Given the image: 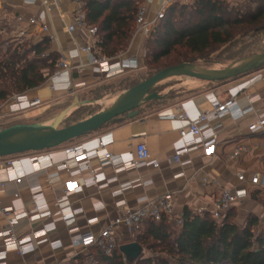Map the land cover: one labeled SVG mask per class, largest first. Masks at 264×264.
<instances>
[{
    "label": "crops",
    "instance_id": "0c3cea01",
    "mask_svg": "<svg viewBox=\"0 0 264 264\" xmlns=\"http://www.w3.org/2000/svg\"><path fill=\"white\" fill-rule=\"evenodd\" d=\"M43 1L0 0L1 42L7 43L10 39L13 40L18 17L38 16L40 23L48 25L50 31L55 30L58 33L64 49L74 50V43L66 29L75 13L81 7L84 8L85 3L78 4L74 0H50L48 11L42 5ZM161 2V0H152L149 5L150 17L160 9ZM27 29L33 34L31 39L33 43L40 42L44 37L48 38L41 30V26L27 27ZM74 37L80 39L78 34ZM140 44L141 35L133 33L132 48L122 57L129 58L137 54ZM52 49L57 50L55 43H52ZM80 60L84 66L81 73L68 71L52 81L47 80L44 86L29 92L30 96L40 97L49 103L64 98H68L65 102L74 101L76 98L86 101L74 95L79 88L110 82L101 81L98 70L88 65L87 55L80 54ZM50 83L55 84V92L50 90ZM212 92L221 100L238 96L242 107L248 105L251 97L258 96L259 100L254 105V111L242 119L234 120L227 117L222 120L218 129L217 154L211 159L203 156V147L200 145L198 150L184 155L181 163L172 160L175 150L183 146L191 137L185 140L179 135V129L184 127L187 121L171 119L170 116L183 107L189 119H196L202 110L208 108V103L202 95L181 104L167 105L166 102H161L149 113H142L145 109L144 105L138 109L136 117L121 116L100 131L76 139L67 145L40 152L49 156L54 164L48 169L35 171L29 158L31 153L19 155L17 157L21 159L26 173L21 183L11 180L6 168H0V183L4 184L0 196L4 207H12L19 211L26 210L30 217L47 211L51 213V217L45 219L30 220L29 217H23L18 221L15 231L19 237L44 229L46 235L40 240L35 239L34 251L25 256L9 251L7 264H77L82 259H87L89 262L91 259L88 256L94 249V243L101 231L121 214V209L117 205L120 201H124L131 208H139L150 200L174 193L175 212L182 214L185 209L194 211L199 207L211 208L222 188L241 186L237 180L238 172L248 176L264 173V132L251 133L248 129L249 124L256 118V112L264 111V68L243 75L242 78ZM93 104L88 102L85 106L91 107ZM104 109L106 108H100L92 115ZM35 111L37 113L32 116L28 113L25 119L37 120L44 112L40 108ZM53 120L54 118H50L40 123L51 124ZM108 133L114 138L111 146L114 154L120 155L124 160H131L134 157L135 146L145 142L152 158L158 161L160 166L154 168L145 165L117 171L110 164L94 158L91 160V165L96 171V182L90 184H85L90 175L87 172L79 173L78 163L75 160L69 161V166L73 169L71 175L56 168V165L66 160V147L82 145L92 154L98 146V138ZM238 149V156L230 159L229 155ZM70 176L80 180L81 188L70 197L59 201L57 198L62 193V184ZM250 199L251 196L237 207ZM65 209H68L70 215H64ZM170 223L176 225L174 221ZM4 224L5 221L0 222V231ZM42 240L44 241L41 242ZM134 241L138 242L136 239H129L124 228L120 229V246ZM3 244L0 239V252L5 249ZM146 252L143 248L141 258L152 255ZM124 259L128 260L125 256Z\"/></svg>",
    "mask_w": 264,
    "mask_h": 264
},
{
    "label": "built area",
    "instance_id": "2783aa9c",
    "mask_svg": "<svg viewBox=\"0 0 264 264\" xmlns=\"http://www.w3.org/2000/svg\"><path fill=\"white\" fill-rule=\"evenodd\" d=\"M78 4H83V0H74ZM160 9L153 17L149 16V5L152 0H142L141 5L136 14L135 19V35H141V45L143 46L152 32L158 27L160 22L165 18L168 7L178 1L188 3L189 0H161ZM42 5L49 11L50 0H44ZM41 26V30L47 35L48 39L55 43L60 59L57 62L55 71L50 75L49 81L60 77L65 72L76 71L81 73L84 70L80 54L87 55L89 66L96 68L101 75V81H111L122 77L128 73L136 72L140 68V54L137 53L129 58H123L122 55L111 58L102 53L99 46V29L95 25L88 23L86 13L81 7L74 15L71 24L67 26V33L70 35L75 49L68 51L64 49L60 42L58 33L50 31L48 25L40 23V17L31 16L17 18V28L15 36L5 43L6 46H22L32 39V32L27 27ZM79 35L77 40L74 35ZM12 40V41H11ZM1 42V39H0ZM43 54L42 56H46ZM78 61V62H77ZM52 92L56 91L54 83L49 86ZM208 103V108L200 112L194 120L189 119L187 112L181 107L178 111L171 115V119H183L187 124L179 129V135L186 140L183 146L175 150L172 160L175 163H181L182 157L191 152L198 150L200 145L203 147V156L211 159L217 154V137L218 129L224 118H232L234 120L242 119L248 113L254 111V105L259 100L258 96L251 97L247 106L242 107L239 104L238 96H232L221 100L214 92L204 94ZM49 101L40 97H31L29 92L12 95L5 102H0V126L5 125L11 119L26 116L30 111L47 105ZM251 133L264 132V111L256 112V118L248 127ZM114 138L111 133L101 135L98 138V146L94 153H88L82 145H70L65 148L66 160L56 165L61 171H66L71 175L72 168L69 166L70 160H75L78 164L77 171L79 173L87 172L90 178L85 184L96 182V171L91 165V160L99 159L103 163L110 164L115 170H126L138 168L145 165H151L158 168L160 163L152 158L149 148L145 142L138 143L134 149V157L131 160H124L120 155H116L111 151ZM239 154V149L229 155L230 159H235ZM33 169L35 171L48 169L54 164L49 156L40 154V152L31 153L29 155ZM0 168L8 170L11 180L21 183L26 173L22 167L21 159L17 156L0 159ZM237 180L241 186L232 188H222L219 197L213 202L211 208L199 207L193 212L202 214L209 212L213 219L222 224L228 212L237 207L246 198L250 197L253 192L260 191L264 193V173H254L251 176L238 172ZM81 182L77 177H69L62 184V193L58 196V200H64L81 188ZM4 187L0 183V193ZM118 207L121 214L105 229H103L95 241V246L102 249L107 255L120 248L119 236L120 229L124 228L129 239H136L137 235L143 230L148 220L159 222L163 217H167L169 221H174L177 226L183 222V213L175 212L176 196L174 193H168L158 199L150 200L139 208H131L124 201H120ZM35 207V206H34ZM33 207V208H34ZM64 215H70L68 209L64 210ZM23 217H29L30 220L45 219L51 217L50 212L38 213L30 217L26 210H15L12 207H4L0 196V222L5 224L0 231V239L3 241L4 250L0 252V264H7V255L9 251H15L19 256H25L34 251L35 239L40 240L46 235V230L34 232L24 237L16 234L15 227L18 221ZM42 240L41 242H43Z\"/></svg>",
    "mask_w": 264,
    "mask_h": 264
},
{
    "label": "trees",
    "instance_id": "16d2710c",
    "mask_svg": "<svg viewBox=\"0 0 264 264\" xmlns=\"http://www.w3.org/2000/svg\"><path fill=\"white\" fill-rule=\"evenodd\" d=\"M83 2L88 23L99 29L98 44L102 53L114 58L126 52L142 0ZM248 2L255 7L246 14L236 13L227 0H193L191 7L178 1L172 3L147 40L152 63L157 64L160 59L173 55L167 66H177L187 61L190 54L202 56L214 46L234 41L236 35L263 32L264 0ZM190 9L196 11L197 19L185 17ZM7 55L0 59V102L6 101L14 92L26 93L44 85L60 59L46 37L37 43L27 42L22 51L15 50ZM161 66L159 69L163 68ZM168 100L165 96L153 103ZM82 111L81 108L74 110L65 122L69 120L68 125L77 123L94 112L81 118ZM253 195H261V192H253L251 197ZM233 209L222 224H218L209 212L198 214L189 209L184 210L179 226L171 224L167 217L159 222L148 220L136 238L143 248L146 245L147 250L153 252L146 258L125 260L120 248L111 255L96 246L93 250L99 254L102 264H264V229L261 233L255 232L260 219L248 215L241 227L230 220Z\"/></svg>",
    "mask_w": 264,
    "mask_h": 264
},
{
    "label": "rangeland",
    "instance_id": "374dc122",
    "mask_svg": "<svg viewBox=\"0 0 264 264\" xmlns=\"http://www.w3.org/2000/svg\"><path fill=\"white\" fill-rule=\"evenodd\" d=\"M248 1L249 0H232L231 2L228 1L230 3L228 5L230 8L234 9L236 13L246 14L249 11V9L255 7V4L250 6ZM192 3L193 0H189L187 5H190L189 7H191ZM185 17L188 18L191 17L192 19L195 20L197 19L198 16L196 11H192L190 9ZM132 39L133 36L131 38L127 51L121 53L120 56L130 51V49L132 48ZM24 45L20 47L14 46L16 48L13 49L12 47L6 46L5 42H0V59H2L6 54L10 55L15 50L22 51V47ZM149 45L150 44H148L147 42L143 46L141 44L139 45V49L137 51L140 54V68L138 71L128 73L122 77L111 80L106 84H98L94 86L79 88L74 93V95L78 96L80 99L94 103L93 104L94 106L92 105L91 107L88 106L80 107L81 109H83L80 115L81 118L89 115L91 111H96L100 108L110 107L113 100L127 89L152 77L162 69L172 67V66H167V63L174 58L173 55L167 58L160 59L159 63L157 64L152 63L153 57H152V52H150ZM151 48L153 47L151 46ZM263 52H264V31L257 35H253L252 33L246 36L236 35L234 41H231L230 43L224 44L222 46H214L210 50H208L206 54L202 56L196 54H190L188 56L187 61H184L182 63L192 62L209 69H223L239 59L251 55L260 54ZM160 66L163 68L159 69ZM156 69L159 70L156 71ZM240 78H242V76L224 82L208 83L190 77H176L165 80L164 82L160 83L155 88V90L159 92L161 95L169 98V100L166 101L165 104L167 105L175 104V103L181 104V102L196 98L198 96H202L207 92L214 91ZM15 93L17 92L10 94L9 98ZM66 99L68 98L53 100L47 105L40 107V110H43L44 112L40 115V118L37 120L25 119L27 116L24 115L21 118L11 119L5 125L0 126V130L18 123L41 122L43 120H50V118L55 119L58 114H60L66 107H68L71 103L74 102L71 100H67L65 102ZM95 101L98 103H95ZM158 106L159 104L149 102L145 104V109L143 110L142 113H149ZM35 110L30 111L29 115L32 116L35 113H37V111ZM72 113L73 112H71V114ZM71 114L69 115L70 117ZM68 123L69 120L64 122L62 127L67 126ZM263 202H264V195H253L249 201L241 204L239 207L234 208L231 211L230 220L235 222L239 226L243 227L246 223V219L248 215L256 216L260 219V224L255 229V232L261 233V231L264 229ZM144 249L147 251L146 252L147 254L149 253L151 255L153 253L152 251L148 252L146 245H144ZM88 257L91 259V261L88 262L87 259H82L78 261L77 264H102L100 262V256L95 250H92Z\"/></svg>",
    "mask_w": 264,
    "mask_h": 264
},
{
    "label": "water",
    "instance_id": "95a60500",
    "mask_svg": "<svg viewBox=\"0 0 264 264\" xmlns=\"http://www.w3.org/2000/svg\"><path fill=\"white\" fill-rule=\"evenodd\" d=\"M262 68L264 52L239 59L223 69H209L192 62L168 67L121 93L110 107L77 123L62 127L71 112L88 104L87 101L76 98L51 124L18 123L1 129L0 159L55 149L102 130L121 116L136 117L138 109L145 104L165 98L155 90L165 80L190 77L203 82L218 83ZM120 252L129 261H135L141 258L143 247L134 241L121 245Z\"/></svg>",
    "mask_w": 264,
    "mask_h": 264
},
{
    "label": "bare ground",
    "instance_id": "6f19581e",
    "mask_svg": "<svg viewBox=\"0 0 264 264\" xmlns=\"http://www.w3.org/2000/svg\"><path fill=\"white\" fill-rule=\"evenodd\" d=\"M114 101V100H113Z\"/></svg>",
    "mask_w": 264,
    "mask_h": 264
}]
</instances>
